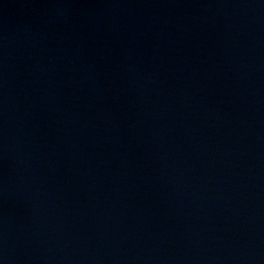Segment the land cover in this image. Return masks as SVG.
<instances>
[{"label": "water", "instance_id": "1", "mask_svg": "<svg viewBox=\"0 0 264 264\" xmlns=\"http://www.w3.org/2000/svg\"><path fill=\"white\" fill-rule=\"evenodd\" d=\"M0 264H264V0H0Z\"/></svg>", "mask_w": 264, "mask_h": 264}]
</instances>
